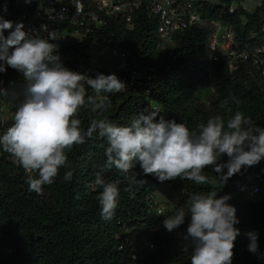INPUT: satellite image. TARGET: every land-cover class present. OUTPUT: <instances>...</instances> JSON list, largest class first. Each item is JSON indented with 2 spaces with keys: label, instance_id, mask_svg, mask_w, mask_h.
I'll list each match as a JSON object with an SVG mask.
<instances>
[{
  "label": "trees",
  "instance_id": "obj_1",
  "mask_svg": "<svg viewBox=\"0 0 264 264\" xmlns=\"http://www.w3.org/2000/svg\"><path fill=\"white\" fill-rule=\"evenodd\" d=\"M172 1L179 13L185 17L192 14L199 22L186 24L175 33L167 54L159 50L160 20L148 12L146 0H137L129 23L121 16L100 15L102 25L89 24V32L66 22L52 27L51 31L67 37L58 44L66 68L91 78L98 73L115 74L127 85L123 93L108 94L111 107L106 111L93 113L82 108L77 116L82 129L87 130L93 118L127 126L138 113L153 107L165 120L184 123L192 131H199V124L216 115L226 122L237 111L254 126L264 127V76L259 68L264 58V0H258L252 12L237 5L240 0ZM35 9V4L19 8L14 0H0V17L11 21L13 27ZM85 12L98 15L93 3L85 4ZM218 27L232 33L225 55L210 48ZM12 29L4 30L3 35L7 37ZM76 32L82 41L71 38ZM96 46L125 52V69L111 73L94 64L92 49ZM0 64L6 69L0 72V90L9 92L0 94V113L9 105L12 114L0 122L3 134L24 100L26 81L5 61ZM201 88L210 90L204 102L195 97ZM107 147L106 140L96 133L74 145L66 152L67 166L59 170L54 183L43 186L41 194L28 190V174L0 148V264H191L192 245L185 240L191 219L187 215L190 197L210 190L217 191L218 197L229 195L227 203L236 209L239 222L234 227L240 235L234 241L232 264H264V200L256 203L252 199V188L264 182V158L243 167L224 186L166 180L180 192V200L157 216V177L145 174L139 162L128 179L114 167L105 168ZM228 159L223 155L220 162ZM68 170L73 171V177L65 181ZM97 173L106 182H120L117 208L109 221L100 216L97 196L101 189L90 187ZM204 174L210 180L219 176L211 166L205 167ZM180 208L186 213L184 223L169 232L163 220ZM253 231L258 234L256 253L248 248L247 233Z\"/></svg>",
  "mask_w": 264,
  "mask_h": 264
},
{
  "label": "clouds",
  "instance_id": "obj_2",
  "mask_svg": "<svg viewBox=\"0 0 264 264\" xmlns=\"http://www.w3.org/2000/svg\"><path fill=\"white\" fill-rule=\"evenodd\" d=\"M12 28L11 21L0 17V61L22 73L26 87L14 122L0 134V148L28 174L30 192L41 194L43 186L54 183L59 170L68 164L66 152L94 133L108 145L105 168L114 167L126 179L139 162L145 174H154L160 182L179 178L198 185L224 186L243 167L264 158V127L254 126L239 111L226 122L220 115L210 117L198 125L199 131L165 120L158 109L138 113L127 126L93 118L87 130L82 129L77 118L82 108L93 113L106 111L111 107L108 94L123 93L127 85L115 74L98 73L91 78L66 68L54 43L60 39L55 31L49 32L47 39L36 38L18 23L5 37L4 30ZM5 70L0 64V72ZM0 94L9 95L8 89ZM223 155L229 158L227 162H220ZM208 166L219 173L218 179L210 180L204 174ZM72 177L73 171L68 170L63 179L70 181ZM119 183L106 182L97 173L90 185L93 190L101 189L97 200L105 221L115 214ZM217 197L214 190L190 197L187 215L191 219L185 240L191 241V264H232L234 241L240 235L234 225L239 221L235 207L227 203L230 196ZM185 216L180 208L175 215L165 217L164 228L173 231L184 223ZM247 236L249 251L256 253L258 234L253 231Z\"/></svg>",
  "mask_w": 264,
  "mask_h": 264
},
{
  "label": "built area",
  "instance_id": "obj_3",
  "mask_svg": "<svg viewBox=\"0 0 264 264\" xmlns=\"http://www.w3.org/2000/svg\"><path fill=\"white\" fill-rule=\"evenodd\" d=\"M16 6L23 8L28 5L35 4L36 9L33 14L26 19L17 21L16 24L22 23L24 25V31L29 33L31 36L36 38H48V33L51 32L54 25L66 22L71 26L82 28L84 31L89 32L90 26L100 27L102 25V19L100 15L106 17L121 16L126 21L130 22V15L132 9L138 5L137 0H14ZM21 2L24 4L21 5ZM93 3L96 6L98 15L86 14L85 4ZM172 0H146V8L150 14L159 17L160 25L158 28L159 33V50L161 54H167L173 47V35L179 32L186 24H192L199 22L198 18L192 14L185 17L184 14L179 13L178 10L173 6ZM15 24V25H16ZM15 26L12 31H14ZM224 32L225 38L224 45L229 48L232 42V33L220 28ZM215 31L210 39L211 50L221 49V39ZM60 37L55 43H64L67 41V37L64 34L58 35ZM72 39L82 41L80 36L76 32L71 35ZM111 54L112 61L117 71L125 69L127 54L117 47H105ZM11 51V49H10ZM93 52V49H92ZM94 57V55H93ZM259 68L262 76H264V58L259 62ZM152 110H157L153 107ZM2 123L3 120H0ZM260 186H254L252 188V195L258 194ZM155 212L157 216H162L165 209L162 206H156Z\"/></svg>",
  "mask_w": 264,
  "mask_h": 264
},
{
  "label": "rangeland",
  "instance_id": "obj_4",
  "mask_svg": "<svg viewBox=\"0 0 264 264\" xmlns=\"http://www.w3.org/2000/svg\"><path fill=\"white\" fill-rule=\"evenodd\" d=\"M24 3L21 2V5ZM259 4L258 0H240V2L237 5L242 6L247 12H252L257 5ZM217 35L221 39V50L223 52L227 51V47L224 45V32L218 27L216 28ZM93 55H94V64L97 66H103L105 68H108L111 73H114L115 65L112 61L111 54L108 50H106L105 47L103 46H96L93 48ZM210 93V90L207 88H201L199 89L195 97L196 99L204 102L206 95ZM11 106L7 105L4 106L2 109V112L0 113V120H7L11 118ZM160 116H163L160 114ZM164 117V116H163ZM159 118V116H158ZM158 179V178H157ZM159 182V187L157 192L154 195V201L155 204L158 206H162L165 211L166 210H171L174 205L180 200V192L178 190H175L171 185L167 183V181L164 182ZM254 202H259L264 200V182L261 183L260 185V191L258 194L254 195L252 198Z\"/></svg>",
  "mask_w": 264,
  "mask_h": 264
}]
</instances>
